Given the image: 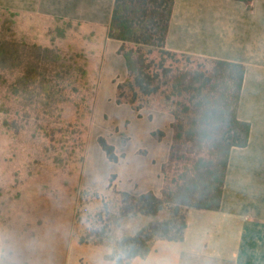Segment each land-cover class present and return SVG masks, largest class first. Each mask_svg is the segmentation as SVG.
Wrapping results in <instances>:
<instances>
[{
  "label": "trees",
  "instance_id": "obj_1",
  "mask_svg": "<svg viewBox=\"0 0 264 264\" xmlns=\"http://www.w3.org/2000/svg\"><path fill=\"white\" fill-rule=\"evenodd\" d=\"M174 8L175 0H115L108 37L122 44L119 55L128 71L127 80L118 85L116 103L140 113L146 100L158 98L174 122L170 153L162 166L161 196L118 191L120 206L115 210L104 202L94 227L80 238L82 245L111 250L105 256L109 264L146 259L158 241L182 243L190 210L219 212L232 150L249 146L251 125L238 117L245 66L168 51ZM58 33L59 39L66 38L64 30ZM13 46L10 51L0 46L1 68L14 70L21 61V47ZM28 49L33 53L39 50L38 64L28 66L27 73L12 84V95L27 97L39 111L35 118L24 114L22 121L34 118L38 132L52 148L66 152L75 136L81 142L95 113L98 85L91 79L90 60L84 53L62 56L48 48L24 50ZM68 105L73 116L65 110ZM16 122L12 129L18 133L27 126ZM5 127L10 128L9 121ZM158 134L164 136L163 132L153 133ZM98 142L108 160L118 164L116 148L104 137ZM139 216L153 221L133 236L114 235L125 221Z\"/></svg>",
  "mask_w": 264,
  "mask_h": 264
},
{
  "label": "rangeland",
  "instance_id": "obj_2",
  "mask_svg": "<svg viewBox=\"0 0 264 264\" xmlns=\"http://www.w3.org/2000/svg\"><path fill=\"white\" fill-rule=\"evenodd\" d=\"M59 30L66 32L65 39H59ZM97 42L96 34L85 35L76 25L0 11V46L10 51L16 44L22 50L16 69L0 67V259L18 263L34 260V264H74L80 260L99 264L111 250L82 245L80 238L94 227L103 203L108 202L116 210L120 206L118 191L142 195L158 187L159 162L155 158L167 151V139L165 134L154 136L153 132L170 131L165 119L157 124L159 114L168 113L160 99L146 100L145 109L138 113L128 105H117V97H100L97 92L95 113L86 134L81 142L75 136L65 152L60 147L52 148L38 132L34 114L39 111L33 108L35 104L30 105L27 97L12 95V84L27 73L28 66L38 64L39 50H24L33 46L62 56L84 53L90 60L91 79L99 88L102 70ZM107 92L113 94L109 89ZM69 106L65 110L73 116ZM24 114L34 118H28L27 126L18 133L12 129L13 123L26 125L21 119ZM100 137L116 148L118 164L108 160L99 145ZM160 176L164 183L162 172ZM151 221V217L130 218L114 235L133 236ZM134 262L151 264V259Z\"/></svg>",
  "mask_w": 264,
  "mask_h": 264
},
{
  "label": "crops",
  "instance_id": "obj_3",
  "mask_svg": "<svg viewBox=\"0 0 264 264\" xmlns=\"http://www.w3.org/2000/svg\"><path fill=\"white\" fill-rule=\"evenodd\" d=\"M114 6L115 0H0V10L61 19L81 27L85 35L96 34L102 70L98 96L116 98L128 71L119 55L122 44L108 37ZM167 50L245 66L238 117L251 125V136L247 148L232 150L221 210H190L185 240L158 241L142 260L151 259V264H264V0H254L252 5L232 0H175ZM163 119L170 131H163L167 151L155 158L159 189L155 186L151 192L158 197L163 189L162 166L173 138V116L161 113L157 124ZM105 256L99 264H109ZM34 263L0 259V264ZM74 264L94 263L80 260Z\"/></svg>",
  "mask_w": 264,
  "mask_h": 264
}]
</instances>
